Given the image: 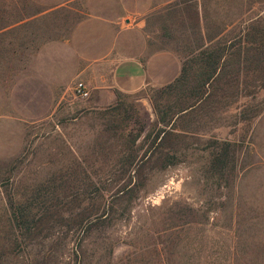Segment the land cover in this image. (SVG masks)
I'll use <instances>...</instances> for the list:
<instances>
[{"label":"rangeland","instance_id":"obj_1","mask_svg":"<svg viewBox=\"0 0 264 264\" xmlns=\"http://www.w3.org/2000/svg\"><path fill=\"white\" fill-rule=\"evenodd\" d=\"M116 14L133 39L183 66L198 46L235 44L264 24V0H0V264H264V71L250 69L254 54L226 59L178 122L184 136L153 142L165 88L125 93L108 67L94 71ZM38 51L62 56L49 78ZM188 74L170 101L196 86ZM103 94L111 100L100 106ZM45 185L59 186L47 208L35 204L29 228H10L9 202L42 200Z\"/></svg>","mask_w":264,"mask_h":264},{"label":"trees","instance_id":"obj_2","mask_svg":"<svg viewBox=\"0 0 264 264\" xmlns=\"http://www.w3.org/2000/svg\"><path fill=\"white\" fill-rule=\"evenodd\" d=\"M195 52L196 55L194 57L189 59L185 65L183 63L177 78L162 86L165 88L162 91L166 94L164 98L165 104L164 108L158 109V111L161 112L160 120L164 126L155 131L153 142L157 139H159V142H163L168 136L180 137L185 135L187 132L185 128L187 126L186 122L184 126L181 124L178 125V122L185 119L196 108V105L202 100L201 98L205 92L204 88L215 79L216 75L222 70L221 68L226 67L228 64H224L227 58L235 57L234 59L237 58L239 61L242 55L246 57V53L252 52L254 54L252 58L255 61V68L250 67V69L264 71V24L254 27L250 33H246L245 36L240 38L235 44L230 41L228 45L226 43L222 45L217 44L213 47L200 45L196 48ZM189 68H193V70L197 72L194 78L196 86L190 91L181 89V92L176 94V99L170 101L172 91L179 86L182 88L188 83ZM261 87L264 88V80L261 82ZM185 92H188V94ZM190 97H195L196 101L194 103H189ZM138 160H143V158L138 159L136 156L132 161L137 162ZM163 160L165 164L169 165L175 163L176 157L173 154L165 153ZM43 187L44 192L40 195L42 200L36 201V199H30L23 204H18L13 201L9 202V216L6 218V221L10 228L14 227L16 229V227L22 224L23 227L29 228L31 226L29 216L35 204H39L41 208H47L43 205L47 203V196L55 194L59 186L45 185ZM81 220L82 219H80V221ZM39 221L40 217L38 218V222Z\"/></svg>","mask_w":264,"mask_h":264},{"label":"crops","instance_id":"obj_3","mask_svg":"<svg viewBox=\"0 0 264 264\" xmlns=\"http://www.w3.org/2000/svg\"><path fill=\"white\" fill-rule=\"evenodd\" d=\"M118 14L114 15V18L108 22L110 27L109 31H112L114 35L112 45H110L108 49H97L105 52V58L100 62L102 64H94L95 74H98V68L101 65L104 68L108 67L110 69L108 73L109 85L125 93L139 91L147 85L164 86L177 78L181 71V60L177 54L170 50L152 51L145 46L143 37L133 39L132 36L136 29L134 27L129 28L121 26L117 18L121 15ZM81 24L82 26H80ZM81 24L77 26L73 36L76 35L77 32H80L78 29L82 28L85 22ZM123 33H125L126 40L118 45L117 40ZM85 42L91 45V47L93 46L89 41ZM93 47L96 49L97 46ZM36 54L39 55L38 58L42 60L39 62V68L47 71V73H43L46 74L45 77L49 78V72L51 73V71L62 65L61 62L56 63L54 60L62 59L61 54L58 52L38 51ZM97 79L99 80V78ZM97 83L98 85L94 87L102 88L105 85L103 82L99 85L100 81ZM102 89L97 88L95 90ZM104 95L105 94L96 99V104H100L101 106L103 103L110 102L111 98L109 97L107 100V97H104Z\"/></svg>","mask_w":264,"mask_h":264},{"label":"built area","instance_id":"obj_4","mask_svg":"<svg viewBox=\"0 0 264 264\" xmlns=\"http://www.w3.org/2000/svg\"><path fill=\"white\" fill-rule=\"evenodd\" d=\"M74 92L76 95L82 98H85L89 95V91L87 90L86 85L82 81H79L75 84Z\"/></svg>","mask_w":264,"mask_h":264}]
</instances>
